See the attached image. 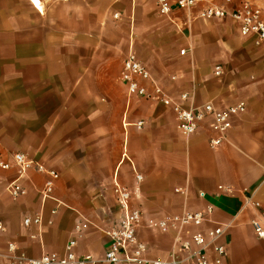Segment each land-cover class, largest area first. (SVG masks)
<instances>
[{
    "label": "crops",
    "instance_id": "obj_1",
    "mask_svg": "<svg viewBox=\"0 0 264 264\" xmlns=\"http://www.w3.org/2000/svg\"><path fill=\"white\" fill-rule=\"evenodd\" d=\"M208 1L194 7L196 14ZM237 1L209 5L231 10L248 2ZM181 10L169 15L179 30L187 25L176 15ZM147 15L143 0H0V153L10 158L22 152L56 170L55 196L66 204L51 216L57 203L42 200L46 176L35 168L21 180L27 193L13 199L7 186L16 170L0 169V221L6 226L0 232V264H14L6 256L9 242L31 257L62 254L78 213L91 222L79 251L100 259L108 244L104 231L120 217L114 178L130 188L133 205L144 214L139 236L151 240L150 257H166L173 236L148 228V220L211 205V217L230 224L223 264H264V240L251 222L264 212V43L243 36L228 19L233 26L219 34L220 44L164 39L155 45H166V53L148 45L143 54L140 33L157 28ZM130 31L138 58L174 99L187 91L196 104H246L222 145L209 144L210 117L185 136L170 106L128 94L119 76L122 64L114 68L111 51L127 50ZM236 33L240 39H229ZM202 62L212 64L210 74H202ZM216 65L225 70L221 79L214 75ZM250 196L260 202L259 209L247 203ZM39 212L42 243L31 238L38 227L23 223Z\"/></svg>",
    "mask_w": 264,
    "mask_h": 264
},
{
    "label": "built area",
    "instance_id": "obj_2",
    "mask_svg": "<svg viewBox=\"0 0 264 264\" xmlns=\"http://www.w3.org/2000/svg\"><path fill=\"white\" fill-rule=\"evenodd\" d=\"M155 1L162 14L170 15L174 8H194L201 0H175L174 3L169 0ZM197 16L203 19L229 18L239 26L243 36L254 35L257 45L264 43L262 11L249 2H243L231 10L225 6L208 5L201 8ZM185 52V49L181 50V54ZM224 73L225 70L221 65L214 67V75L217 78L221 79ZM119 76L131 96H139L170 106L175 113L178 127L185 136L194 134L206 118L210 117L213 136L209 144L212 148H217L224 143L228 131L232 128L234 117L247 110L244 102L224 107H217L212 102L196 104L194 94L187 91L181 93L179 99H174L152 76L148 66L132 49L122 62ZM172 78L175 79L176 76ZM142 125V121L137 123L139 128ZM12 167L16 170V177L8 184L7 191L13 199L20 198L27 193L21 180L28 175L30 169L35 168L46 176L43 186L39 189L42 200L44 202L53 200L57 203V206L51 209V216L57 213L58 206L66 205L55 196L56 183L60 178L56 170L44 167L22 152L13 153L10 158H5L0 153V169L10 170ZM135 173L137 182H140L142 175L137 173L136 169ZM179 192L185 194L186 190L180 188ZM113 195L120 217L114 225L104 231L108 237V244L100 259L89 252L80 253L79 251V242L91 225V222L80 213L75 221L72 236L67 241L62 254L43 252L37 257H31L17 243L9 242L6 256L14 264H97L98 262L109 264H223L227 259L229 255L227 236L230 224L215 221L211 217L213 212L211 205L204 210H183L158 220H148L146 223L148 228L163 234L172 233L173 236L166 257H150L147 243L139 236V230L144 223V214L138 206L133 205V192L127 185L114 178ZM199 195L204 197L205 193L200 192ZM247 203L255 209L261 207L260 202L253 200L251 196L247 197ZM52 222V218L47 221L48 224ZM251 222L257 237L264 240V212H259ZM23 223L27 229L33 225L38 227L36 233H31V238L42 243L43 213L39 212L33 217L27 216ZM5 231L6 226L0 221V232Z\"/></svg>",
    "mask_w": 264,
    "mask_h": 264
},
{
    "label": "rangeland",
    "instance_id": "obj_3",
    "mask_svg": "<svg viewBox=\"0 0 264 264\" xmlns=\"http://www.w3.org/2000/svg\"><path fill=\"white\" fill-rule=\"evenodd\" d=\"M204 2V0H201ZM208 1V0H207ZM219 0H210V2H206V4L215 3ZM227 1V0H226ZM237 1V0H236ZM241 1H248L251 2L253 5L259 7L264 13V0H238L236 3L239 4ZM143 7L146 12H148L149 15H147V19L149 20L148 24L156 25V30H143L142 33H140L141 37L139 39L142 42L141 48L143 54L147 52V46L148 45H155L157 41H162L164 39L175 41L177 39L182 40H188V41H194L197 45H208V44H214L218 42L221 43V38L219 37L222 30H227L228 27L233 26L232 23L229 21V18L224 19H208L204 20L202 18H199L196 14L197 8H190V9H182L180 12H178L176 15L180 20H186L187 25L186 27L182 29H178L176 26L177 22H172L169 15L162 14L157 6V3L155 0H143ZM236 8V7H235ZM117 19V17H115ZM229 19V20H228ZM130 39L128 43L127 50L119 49H112L111 55H112V65L116 70H119L123 59L125 58L127 52L132 49L134 52L137 51V41L135 39V32L133 33L130 31ZM241 35L236 33L233 36H230L229 39H240ZM225 43V42H222ZM168 47L166 45L164 46H157L155 45L153 49H157L160 52L166 53ZM186 48V47H185ZM140 51V52H141ZM137 53V52H135ZM139 56L141 57V54L138 51ZM149 68V67H148ZM202 74H210L212 71V64L208 62H202L201 66L199 67ZM227 69V68H226ZM150 70V69H149ZM217 80V79H216ZM112 188V185H111ZM111 207H113V204L111 203ZM145 241V240H144ZM146 242V241H145ZM148 245V250L151 248L152 242L151 240L146 242Z\"/></svg>",
    "mask_w": 264,
    "mask_h": 264
},
{
    "label": "bare ground",
    "instance_id": "obj_4",
    "mask_svg": "<svg viewBox=\"0 0 264 264\" xmlns=\"http://www.w3.org/2000/svg\"><path fill=\"white\" fill-rule=\"evenodd\" d=\"M35 2V0H33Z\"/></svg>",
    "mask_w": 264,
    "mask_h": 264
}]
</instances>
